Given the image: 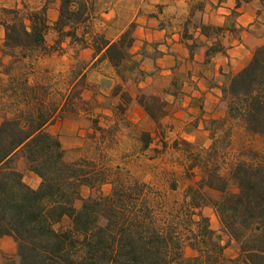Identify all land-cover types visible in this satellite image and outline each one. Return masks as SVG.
Listing matches in <instances>:
<instances>
[{
    "label": "trees",
    "instance_id": "trees-1",
    "mask_svg": "<svg viewBox=\"0 0 264 264\" xmlns=\"http://www.w3.org/2000/svg\"><path fill=\"white\" fill-rule=\"evenodd\" d=\"M57 2L59 16L52 24L48 10ZM204 6L200 0L194 11H202ZM96 9L95 0H45L41 9L26 18L18 10L5 9L10 19L0 21L5 28L0 69L9 76L11 66L27 61L34 52L42 50L46 55V37L52 29L58 44L68 40L72 47L92 49L99 61L107 60L113 66L123 83L129 79L139 82L148 72L131 52L136 41L134 28L111 41L104 33L92 30ZM198 27L207 40L213 41L205 52L209 63L225 51L220 41L225 28L205 23ZM193 45L187 47L191 50ZM5 56L11 62L5 64ZM86 71L82 68L74 74L71 91L57 105L39 99V86L29 84L27 76L23 82L12 78L0 89L22 104L31 99L26 91L40 101L0 123V239L12 237L17 245L16 258L5 264H264V153L249 151L247 159L238 162L229 174L221 171L222 150L232 133L229 123H240L248 133L264 136V45L220 87L226 117L206 122L211 140L206 150H190L188 173L199 168L202 177L188 186L183 205L175 210L164 207L153 186L130 174L85 158L66 160L61 139L47 127L64 118L65 108L72 101L83 100L75 87L85 81ZM123 87L116 85L113 95L119 96ZM180 88L174 80L165 93L178 97ZM40 89L46 92V88ZM121 97L126 103H120L119 108L126 112V104L133 97L128 92ZM136 101L158 125L172 113L174 105L142 88ZM94 127L102 129L97 120ZM149 139L150 134L145 133V150ZM182 142L188 148L193 145L188 140ZM177 145L176 141L174 149ZM20 155L28 171L40 179L37 188L29 185L14 166ZM105 184L112 186L108 195L101 192ZM84 188L95 193L77 207ZM172 188L175 190L176 185ZM207 207L215 211L229 243L238 246L236 258L225 256L221 235L202 212ZM66 217L71 221L69 228L58 229ZM187 247L196 254L186 256Z\"/></svg>",
    "mask_w": 264,
    "mask_h": 264
},
{
    "label": "rangeland",
    "instance_id": "rangeland-1",
    "mask_svg": "<svg viewBox=\"0 0 264 264\" xmlns=\"http://www.w3.org/2000/svg\"><path fill=\"white\" fill-rule=\"evenodd\" d=\"M95 1L97 16L93 21L92 30L97 33H103L106 30L111 38L116 37L132 20L134 22L129 25V28L133 27L136 32L139 26L136 22L138 17H145L148 12L154 10L147 7L140 8L143 0ZM192 1L193 8L196 9L200 0ZM213 1L216 0H204V9L193 11L191 19L187 22L188 28L184 35V45L187 47L188 44L194 42L190 52L195 55L200 53L202 47H207L213 42L207 40L205 36V39L196 38L197 26L200 23L219 25L217 19L220 16H217L218 12H214ZM44 4L45 0H0V21L10 19L5 9L18 10L26 18L30 12L41 9ZM156 9L158 8L156 7ZM109 11H113L112 14L115 13L117 17L111 23L104 25L102 14ZM50 22L52 23V21ZM224 28L226 30V27ZM225 30L220 36V41L226 49L228 39ZM57 41L58 35L51 29L46 37V55L42 54V50L34 52L27 61L24 60L18 65L11 66L8 71L9 76L0 69V89L9 84L12 78L15 81L18 78L23 82L24 77L27 76L29 84L39 86L36 93L39 99H44L50 106L57 105L61 104L71 91L74 74L85 68L87 70L85 81L78 83L75 87L81 91L83 100L72 101L65 108L64 118L47 127L50 133L58 135L61 139L66 150V160L74 162L85 158L104 168L130 174L137 180L153 186L162 198V204L166 209H178L184 203L188 186L202 177L199 168L188 173L190 150L193 152L206 150L211 145L209 135L204 136L202 132L198 131L190 132V129L184 128V124L174 120L171 115L175 112V104L171 108L172 113L160 125L151 122L147 116L142 117V112L136 107L137 102L132 101L130 104H126V112H123L119 108V104L125 102L121 95L125 92H128L132 97L137 95L138 82L129 79L123 83L110 63L97 60L91 66L96 57L94 54L92 57L82 52L83 48L76 45L70 46L67 40L61 44H58ZM2 49L0 50L1 54ZM2 60L6 64L12 59L5 56ZM148 75L149 73L139 81L144 86L142 89L165 99L168 96L165 91L172 87L174 80H177L179 85L186 81V77L182 73H177L175 77H162L156 74L152 78L153 82L150 83V80H146ZM230 78L231 74L226 75L224 82L227 83ZM118 84H123L124 87L120 95L115 97L113 90ZM40 88H46V92ZM0 93V123L4 118L12 117L29 108V105L33 107L40 102L37 98L33 99L34 95L29 91H26L25 95L31 99L26 104L15 100V97L10 93L5 94L2 90ZM96 120L102 128L101 130L95 129ZM228 125L231 126L232 133L228 146L222 150L221 171L225 175L229 174L238 162L247 159L249 151L264 153V136L248 133L240 123L231 122ZM113 127V131L109 132V128ZM188 130H190L187 132L188 136L186 134L182 136L183 131ZM145 133L150 134V146L146 150L144 149ZM183 140H188L193 145L188 148L183 144ZM176 141L178 145L177 149H174ZM14 166L24 174V179L29 185L34 188L39 186L40 179L28 171L23 156L20 155L16 159ZM172 184L176 185L175 190L172 188ZM111 190L110 184H105L101 188V192L105 195L110 194ZM92 193L95 192L84 188L82 199L76 202V206L80 207L83 199ZM212 195L218 196L214 192ZM202 212L210 219L211 228L221 235L223 244L226 245L225 256L236 258L239 254L238 246L233 241L229 243L215 211L207 207L203 208ZM70 222V219L66 217L57 228L67 229ZM195 254L190 248L185 249L186 256ZM16 256L17 245L14 239L12 237L1 238L0 264H5L7 260L15 259Z\"/></svg>",
    "mask_w": 264,
    "mask_h": 264
},
{
    "label": "crops",
    "instance_id": "crops-1",
    "mask_svg": "<svg viewBox=\"0 0 264 264\" xmlns=\"http://www.w3.org/2000/svg\"><path fill=\"white\" fill-rule=\"evenodd\" d=\"M141 7L154 10L136 20L139 26L131 52L140 61L141 68L149 73L146 80H150V83L156 74L162 77H175L177 73L185 75L186 81L180 85L178 97H166L176 107L171 116L184 124V128L191 130L183 131L182 136L189 131L202 132L204 136H208L206 122L226 117L220 89L225 84L226 75L238 73L249 63L254 51L264 45V0L213 1L214 12H218L217 16H220L217 23L226 27L228 43L225 51L215 55L209 63H206L205 57L207 47H202L200 53L195 55L184 45L187 22L194 11L192 0H143ZM112 12L102 14L104 25L117 17ZM58 16L59 2L54 3L48 10L52 24ZM132 22L134 20L130 24ZM129 25L114 38L106 30L103 33L111 41H116ZM195 37L205 39L198 26ZM4 41L5 28L0 25V50ZM82 52L92 57L94 54L92 49H84ZM98 59L99 56H96L91 66ZM104 62L109 63L107 60ZM138 84L139 88L144 87L141 82ZM133 101L137 102L136 95L133 96ZM136 107L142 112V117L147 116L138 104ZM149 120L152 122L150 118Z\"/></svg>",
    "mask_w": 264,
    "mask_h": 264
}]
</instances>
